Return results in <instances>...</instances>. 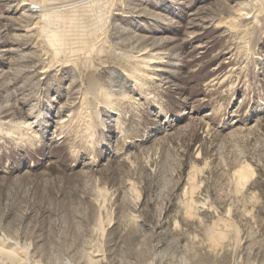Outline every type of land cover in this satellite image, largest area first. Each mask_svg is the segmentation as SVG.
<instances>
[{
    "label": "rangeland",
    "instance_id": "obj_1",
    "mask_svg": "<svg viewBox=\"0 0 264 264\" xmlns=\"http://www.w3.org/2000/svg\"><path fill=\"white\" fill-rule=\"evenodd\" d=\"M250 1L118 3L112 45L163 59L141 92L123 61L96 72L91 82L131 100L113 114L100 108L92 159L69 149L73 132L57 137L75 116L80 73L54 65L41 74L42 49L26 31L34 8L0 0V110L33 122L37 138L0 141V243L22 254L18 264H264V42L257 66L242 70L217 26L246 5L254 13ZM212 228L223 248L210 245Z\"/></svg>",
    "mask_w": 264,
    "mask_h": 264
},
{
    "label": "bare ground",
    "instance_id": "obj_2",
    "mask_svg": "<svg viewBox=\"0 0 264 264\" xmlns=\"http://www.w3.org/2000/svg\"><path fill=\"white\" fill-rule=\"evenodd\" d=\"M122 1L25 0L24 3V5H31L35 10L33 12L35 13V23L26 31H34V41L42 49L44 59L41 74L45 75L47 72L54 70V65L61 70L71 67L74 71L80 73L82 84L85 86L81 89L75 111H72L74 113H68L70 117L75 116L74 118L71 117L73 119H68V123L61 124L57 137L62 139L66 132H73L74 140L69 149L74 151L76 149L89 150L88 155L92 159L95 158L98 139V137H95L94 121L98 119L100 108H106L107 112L113 114L122 101L124 102L125 99L126 102L131 100L130 95L127 98L123 92L118 93L113 89L100 87L98 84L91 82L96 78V72L100 68L123 61L119 64L120 72L128 82L133 84L135 90L141 92L146 88L148 80L156 79L152 73L159 69L153 65L163 59L155 54L153 55L146 48L129 51L112 45L107 26L113 15H120L116 13L118 10H116V6ZM253 2L256 7V11L253 10L254 13L250 11L252 7L248 6V9L246 5L236 10L232 18L226 21L222 20L217 24L218 27L228 29V35L234 39V48H232L235 50L236 61L242 70H250L257 66V61L261 59L260 50L264 42L262 41L264 36V0H253ZM250 27L259 29L257 30L259 33L252 39L245 37ZM11 110L13 108L10 106L0 110V141L2 143L4 141L12 142L18 146H33L35 139H37L32 134L34 123L15 119ZM92 110L94 114L91 113ZM4 115H9V117L3 119ZM116 128H118L116 130H119L120 136H125V129L120 119L117 121ZM248 176L250 174L247 169L237 173L236 187L239 191L244 187ZM191 205L190 202L187 205L189 211L194 210ZM219 231L212 228L207 231V236L205 235L211 244L208 243L214 247H222L224 241V239L222 241L224 237L221 238L222 232ZM21 255L9 243H0V258L10 264H18L21 260L23 261Z\"/></svg>",
    "mask_w": 264,
    "mask_h": 264
}]
</instances>
